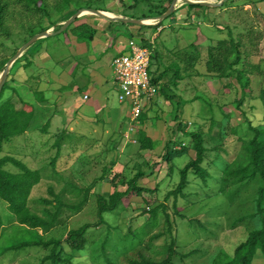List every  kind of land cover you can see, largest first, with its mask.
Returning a JSON list of instances; mask_svg holds the SVG:
<instances>
[{
	"label": "rangeland",
	"instance_id": "obj_1",
	"mask_svg": "<svg viewBox=\"0 0 264 264\" xmlns=\"http://www.w3.org/2000/svg\"><path fill=\"white\" fill-rule=\"evenodd\" d=\"M58 1L60 0L47 1L51 20L56 21L54 25L46 29L52 32L59 29L65 21L61 20L55 12L54 4ZM122 1L123 4L119 0H76L80 5H91L90 8L102 6L108 10L105 12L115 15L140 17L142 14H147L149 9L147 0ZM134 2L136 6L126 8ZM182 5V2L176 3V13L171 18L164 19L161 25L155 24L152 20L142 28L121 23L110 27L108 20L84 13L74 24L88 22L93 25L97 31L92 42L94 44L86 46L84 42H76L72 36L69 39L61 37L62 35L49 36L38 46L29 50L31 66L17 67L15 70L10 68L9 85L20 91L26 101H31L44 109L38 108L35 128L22 136L12 138L8 144L4 145L2 153L14 154L32 168L42 167L53 156L52 143L55 136L65 129L66 138H64L62 155L58 162V167L62 168H60L62 175H69L78 185L89 186L93 182L95 184L90 190L91 198L82 211L71 213L64 209L60 224L46 232L37 230L44 241L51 238L64 240L70 229L78 228L83 223H94L97 219L96 195L100 193L106 196L115 188L124 189L122 185L115 187L110 172H103V168L109 167L113 172L119 173L123 165L127 164V167H131L139 161L135 167L146 171V175L137 183L150 188L151 191L143 193L144 198L134 194L125 197L124 204L127 207L125 210L120 208L112 213H105L104 217L109 224H118L120 233H127L129 228L135 229V231L138 230L135 235L138 233L137 236L140 235L142 239H146L149 234L142 226L148 220L152 202L164 201L167 206L165 211L175 222L172 234L177 238V251L186 253L196 249L194 254L182 260L178 256L174 257L175 264H213L221 252L231 254L237 243L245 238L250 230L260 226L257 212L259 209L264 210V207H256L260 181L249 180L221 193L219 180L225 163L233 159L240 150L239 137L249 136L244 118L249 119L254 126L263 127L259 93L264 87V2L233 0L226 7L192 9ZM13 17L14 19L8 23L10 35L0 34V63L11 55L15 46L26 36L28 22L39 21L38 24L41 23L43 26L49 23L45 17H24L19 14V11ZM109 28L111 29L108 30ZM142 33H146L148 38L153 37L160 55L159 58L151 60V69L155 70L157 66L163 69L165 66L177 65L180 76L176 79L175 86L170 83L171 72L161 79L156 95L149 102L151 106L148 105L145 111V121L137 124L133 132H129L127 138L133 137V134H137V131L143 128L155 140L154 148L143 150L138 157L137 145L126 142L125 137L113 147L117 136L121 134L117 133V130L112 138L106 141L101 138L102 129L109 126L108 113L111 110L120 111L123 118L116 119L111 126H120L124 129L130 125L129 119L125 118L129 107L125 103L118 102L117 90L114 86L112 87L111 82L106 106L92 109L87 104L78 106V103L80 97L83 99L84 94L80 90V84L87 81V77L82 76L81 73L87 74L88 69L97 64V60H109L118 51L117 45L126 43L130 38L139 42ZM230 36L239 42L241 57L245 59L242 68L248 83L244 89L239 85L236 74L218 76L217 66L214 68L211 63L207 64L209 49L213 51L212 56L224 52L228 46L227 42L224 46H218L217 42L221 39L227 41ZM86 47L93 49L94 56L85 53ZM217 59L222 60V56L219 54ZM212 60L215 59L212 58ZM188 61L193 62V65L185 68V62ZM98 66L104 75L109 73V69L105 73L103 64L99 63ZM74 67L75 71H73ZM34 91L42 93L46 102H38L34 97ZM5 93L8 95L10 92ZM164 93L173 96L168 99ZM241 97L243 100L239 104L238 100ZM179 101L180 105L177 107ZM177 108H179L180 118L187 122L186 131L195 129L203 134L207 151L202 165L208 171V177L203 182L189 172L187 176L189 182L183 190L185 195L176 201L175 209L173 200L171 198L164 200V195L179 179L178 168L182 167L194 154L190 149L174 156L172 160L174 174L170 178L166 177V181L162 182L168 171L167 162L162 158L165 153L164 145L168 139L175 140L180 136V132L174 136L169 132V129L176 125L173 117ZM49 114L51 115L50 124L47 131L43 133L38 127L43 125ZM86 116H88L87 119ZM78 136L80 138H77ZM182 139L187 145L189 139L184 137ZM74 142L77 143L74 144ZM216 145H219L218 148ZM178 148V144L175 143L174 149ZM73 149L77 150V153L82 152L85 157L81 160L87 162L82 164L74 158L75 154L69 155ZM112 159L117 161L111 166L109 161ZM68 161L70 163H67ZM158 182L157 190H153ZM62 184V180L57 182L42 179L30 192L31 208L42 207L37 201L39 197L51 199L47 190L49 185L58 192ZM69 199L66 198V200ZM143 199L148 203L143 202ZM176 211L196 219V224L192 226L188 224L187 219H180ZM0 212L4 223L0 236V264H49V261L42 262V258L49 253V248L32 247L9 254L3 250L8 247L9 241H15L13 235L18 238L17 241H20L25 232L23 234V228L13 221L6 208V202L2 199H0ZM159 212L158 218L162 224L163 212ZM113 232L117 231H110L104 225L94 226L87 237L94 242L96 249H92L93 252L89 249L82 253L73 252L69 256L71 260L74 257L72 264H105L99 245L108 234H110L109 239L114 238ZM25 236L28 237L26 234ZM164 239L168 241L167 236L153 240L152 249L145 248L144 244L139 245L128 251L126 257L137 258V253L140 252L154 260L161 259L165 257L160 246L165 242ZM66 251L69 252L68 247ZM106 253L113 258L117 256L115 249L108 248ZM124 257L125 254L118 256L119 264H126L127 260ZM252 264H264L263 256L256 254Z\"/></svg>",
	"mask_w": 264,
	"mask_h": 264
},
{
	"label": "trees",
	"instance_id": "obj_2",
	"mask_svg": "<svg viewBox=\"0 0 264 264\" xmlns=\"http://www.w3.org/2000/svg\"><path fill=\"white\" fill-rule=\"evenodd\" d=\"M48 0H0V34L5 36L10 35L8 30V23L14 19V14L19 11V14L24 17L39 18L45 17L49 20L47 26H43L41 23L28 22L27 34L21 40V43L15 46L12 50L11 55L5 58L0 63V72L3 70L4 64L6 61L16 52V49L25 43L30 37L34 34L46 30L49 26L56 23L55 20H51V15L48 7ZM122 4L123 1L119 0ZM167 3H164V2ZM233 0H225L220 7H226ZM263 1L264 0H257ZM171 0H147L149 9L147 14H142L140 17H153L162 14L168 8ZM136 2L132 5L127 6L126 8L134 7ZM184 7L188 9L192 8H207L205 6L199 5H188L184 4ZM55 12L59 15L61 20L68 19L75 11L80 8H90L91 5L87 4L86 6L80 5L76 0H60L54 4ZM219 7V6H218ZM95 9L108 11L102 6H96ZM221 9V8H220ZM176 13V9L168 15L166 18H171ZM123 15H125L123 13ZM130 18H140L133 15H125ZM79 18V17H78ZM78 18L75 19L71 24H69L63 31L55 36L62 35L66 39L69 37H74L76 42H84L87 45L92 42L96 35V28L88 22H82L79 24H74L78 21ZM164 18V19H166ZM163 19V20H164ZM159 22V25L163 22ZM121 23L123 25H135L130 23H123L120 21H109L108 25L113 27L115 24ZM138 28H142L145 25H135ZM109 28L108 30H110ZM47 38H40L31 44L24 53L18 57L11 66V70H15L17 67H28L32 65L29 52L30 49L38 46L43 40ZM131 39V38H130ZM142 45L149 46L152 48V53L150 55V64L149 72L151 75V80L155 84H159L161 79L168 73L171 72L170 83L176 85V79H179V71L177 65L165 66L163 69L159 66L155 70L151 69V60L159 58V52L155 45V42L150 43L148 37L145 33L140 35V41ZM228 44L224 52L217 53V56H212L213 51L209 49V54L207 56V64H212V67L217 66L218 76H230L236 74V79L239 82V85L244 89L248 83V79L244 75L243 65L244 58L241 57L239 51V42L230 36L229 40L221 39L219 40L218 46H224ZM126 45V43H125ZM153 45V46H152ZM125 47V46H124ZM213 49V47H210ZM121 50L116 55L122 53ZM188 52V51H187ZM219 54L222 56V60H218L217 57ZM115 55V56H116ZM229 55V56H228ZM188 56V55H187ZM231 60H228V58ZM212 58L215 60L213 61ZM158 61V60H157ZM192 61V59L190 60ZM185 62V68L193 65V62ZM216 65H214V64ZM191 68V67H190ZM75 67L73 71H75ZM13 74V72H12ZM11 74L9 73L6 81L4 82L0 90V199L6 202V208L9 211V215L12 217L13 221L21 226L23 229L22 233L25 236L20 241H17L18 238L13 235L15 241H9V245L6 249L7 253L19 252L20 250L32 248V247H43L49 248V253L42 258V262L49 261V264H72L74 257H69L73 252H84L89 249L93 252L92 249H96L94 242L89 240L87 235L94 226H103L110 231H117L114 233V238L106 236L103 241L100 242V250L102 254V259L105 264H119L118 256L125 254V259L127 260L126 264H175L173 258L178 256L180 260L189 257L194 254L196 249L188 251L186 253H180L177 250V238L172 234L173 225L175 222L171 219L170 215L165 211L164 201L152 202V208L149 210V217L147 218L145 224L142 226L146 229V232L149 234L148 237L142 239L137 236L138 231L135 229H128L127 233H120L118 224L111 225L105 219L104 214L108 212H114L120 210V208H127L124 204V198L132 194L137 196H142L145 192H150V188L141 186L137 181L146 175V171L142 170L140 167H135L140 162H135V166L127 167L123 165V171L119 173L113 172L109 167L103 168V172H110L111 180L115 187L118 185L124 186V189L115 188L114 191L108 193L106 196L98 193L96 195V215L97 219L94 223H83L78 228L70 229L64 240L59 239H48L44 241L40 235L37 233V230H42L44 232L50 230L56 225L60 224L61 216L64 213V209H67L68 212L76 213L80 212L87 206L91 198V187L94 186V182L89 186H82L75 183L70 176L62 175L61 167L59 166V158L62 155V146L64 135L66 133L65 129H62L55 136V140L52 143L54 148V153L51 160L44 166L38 168L30 167L24 160L15 156L14 154L2 153L5 144H8L12 138L17 136H22L27 132H30L35 128L34 123L37 119V112L40 108L36 104L31 103V101H26L20 91L11 87L9 85V78ZM231 85L229 84V89ZM161 88L159 87V90ZM9 91L8 95H5ZM34 97L40 103H45L46 99L43 97V94L34 91ZM164 95L171 99L173 95L164 93ZM259 98L262 104V125L263 127H257L251 124V121L244 118L247 122L248 137H239L241 141L240 150L237 152L236 156L233 159H230L225 163L224 167L221 170L220 180H219V192H224L228 188H231L234 185L241 184L243 182L257 179L260 181V186L257 190V199L256 207H264V87L260 90ZM243 100L241 97L238 100L240 104ZM180 105L177 103V107ZM37 106V107H36ZM148 106V105H147ZM142 110L139 116V123L145 121V111ZM39 108V109H38ZM177 108L174 114V122H176L175 127L170 128L169 132L171 135H175L177 132H180V136L177 139H168L164 145L165 153L162 155L163 160L167 162L168 171L162 182L165 178H170L174 174V167L172 160L174 156L180 155L181 153L187 152L190 149L193 150V157L190 158L182 167L178 168L179 179L176 181L172 189H168L164 195V200L171 198L173 200V208L176 209V201L184 197V189L188 184V173L191 172L195 176L199 177L203 182L208 177V171L203 167V161L205 159L207 148L204 146V137L200 130H188L186 131L187 122L183 121L178 115ZM47 117V120L43 125L39 126L38 129L45 133L47 127L50 124V117ZM129 119L128 115L125 117ZM130 123V122H129ZM137 124H134V129ZM120 136H117L114 145L119 142ZM134 142L137 145L136 153L138 157L143 150L153 149L154 139L147 134V131L143 128L137 131V134L133 135ZM186 138L188 144L186 145L182 138ZM77 138H80L78 136ZM76 140V139H75ZM137 142V143H136ZM77 142H74V144ZM156 143V142H155ZM175 143L178 144V149H174ZM221 144V143H220ZM219 145H216L218 148ZM69 155L75 154L77 161L82 164L87 161H82L81 159L85 157L82 152L77 153V150H71ZM76 152V153H75ZM79 156V157H78ZM142 159V158H140ZM116 159L109 161V164L112 166L116 163ZM67 163H70L69 161ZM65 166V164H64ZM110 166V167H111ZM63 167V166H62ZM61 168V169H60ZM49 170V172H47ZM42 179L54 180V181H63L61 189L58 192L53 190V187L49 185L47 187L48 193L51 196L50 198L39 197L38 203L42 205L41 208H31L29 204L30 192L32 188L37 185ZM169 180V179H168ZM167 180V181H168ZM166 181V180H165ZM161 183V182H160ZM167 183V182H166ZM159 182L155 185L153 190H157ZM68 196V197H66ZM70 198L66 200V198ZM156 200V199H155ZM147 200L143 199V202ZM151 204V203H150ZM159 211L163 213V223L161 224L158 218ZM260 219V226L250 230L245 238H243L237 245L234 247L231 254H226L221 252L220 256H217L213 264H252L253 259L256 254H261L264 258V210L259 209L257 212ZM176 215L180 219H187L188 224L195 225L197 220L191 219L187 215H183L181 212L176 211ZM160 223V224H159ZM3 215L0 212V236L3 228ZM158 227V228H157ZM155 228L157 230L155 231ZM155 231V232H154ZM132 232L134 234H132ZM29 233V234H27ZM131 233V234H129ZM30 235V237H29ZM167 236L168 241L160 245L163 250L165 257L161 259L154 260L149 258L142 253H137V258L126 257L128 251L139 247V245H146L145 248H153V240L158 239L159 237ZM114 245V246H112ZM67 247L69 252L66 251ZM108 248L115 249L117 256L110 257L106 251ZM90 251V252H91ZM68 255V256H67Z\"/></svg>",
	"mask_w": 264,
	"mask_h": 264
},
{
	"label": "built area",
	"instance_id": "obj_3",
	"mask_svg": "<svg viewBox=\"0 0 264 264\" xmlns=\"http://www.w3.org/2000/svg\"><path fill=\"white\" fill-rule=\"evenodd\" d=\"M153 44V37L148 38ZM153 46V45H152ZM152 48L129 39L124 51L113 57L112 69L117 88V100L129 107V130L139 124L142 110L156 95L158 85L152 82L149 72ZM86 99L87 95H83Z\"/></svg>",
	"mask_w": 264,
	"mask_h": 264
},
{
	"label": "crops",
	"instance_id": "obj_4",
	"mask_svg": "<svg viewBox=\"0 0 264 264\" xmlns=\"http://www.w3.org/2000/svg\"><path fill=\"white\" fill-rule=\"evenodd\" d=\"M145 35L147 36L146 33H145ZM92 42H93V40H92ZM92 42L90 44H94ZM86 46H87V44H86ZM117 46H118V51L116 52V54L118 52H120L121 50H123L125 43L119 44ZM91 47L89 49H88V47H86L87 49H86L85 53L86 54H92V56H94V53H92L93 49ZM116 54H113V56H111V58L109 60H107L108 63L105 60H97V62H96L97 64H95L94 66H91V68H89V69L87 68L89 70V72L87 74L86 73L83 74V72L81 73L82 76L84 75L85 77H87V81H84L85 82L84 84L83 83L80 84L81 85L80 90L84 92L83 95H87V98L81 99V97H80V102L78 103L79 104L78 106L82 107L83 105L87 104L88 106H91L92 109H96V108L99 109L100 107L107 105V101H108L107 93L109 92V90L111 88L110 82L112 84V87L114 86L115 90H117L116 82H115V78H114V74H113V69H112V60ZM95 61H94V63H95ZM98 61H100V62H98ZM99 63L103 64V67L105 69L104 70L105 73L107 72V69H109V73L104 75V72L99 69V66H98ZM149 106H151V105H149ZM126 114L128 115V113H126ZM121 116H122V113L120 111H117V110L109 111V113H108L109 126L107 128L102 129L101 138H103V140L106 141V140L112 138V135L114 134L115 130H117L118 131L117 133H121L120 135L122 137V138L120 137L118 140L122 141V139H124L123 137H125V140L127 139L126 142H130L132 144H135L134 137L127 138L129 136V132L134 131V130H132V131L129 130L130 125L128 126V128L126 127L124 129H122L120 126L119 127L118 126H111L112 123L116 122V119H123V118H121ZM85 118L87 119L88 116H86Z\"/></svg>",
	"mask_w": 264,
	"mask_h": 264
},
{
	"label": "water",
	"instance_id": "obj_5",
	"mask_svg": "<svg viewBox=\"0 0 264 264\" xmlns=\"http://www.w3.org/2000/svg\"><path fill=\"white\" fill-rule=\"evenodd\" d=\"M225 0H219L217 2H213L211 0H171L168 8L166 11H164L162 14L158 16H153V17H144V18H130L127 16H122V15H115L112 14V16L107 15L108 12L95 9V8H80L77 11H75L68 19H66L59 29L56 31H49V30H43L40 31L36 34H34L32 37H30L25 43H23L17 50L16 52L6 61L3 70L0 72V90L7 78V75L9 73V70L14 63V61L20 57L24 51L31 45L33 44L36 40L44 37H49L53 36L55 34L60 33L63 31L69 24H71L75 19L83 15L84 13H90L93 15H96L98 17L104 18L108 21H120L123 23H130V24H135V25H147L148 23L151 22H146V20H154L155 24L161 22L164 18H166L168 15H170L175 9H176V3L182 2L184 4L188 5H199V6H205V7H217L220 6Z\"/></svg>",
	"mask_w": 264,
	"mask_h": 264
},
{
	"label": "bare ground",
	"instance_id": "obj_6",
	"mask_svg": "<svg viewBox=\"0 0 264 264\" xmlns=\"http://www.w3.org/2000/svg\"><path fill=\"white\" fill-rule=\"evenodd\" d=\"M107 15H110V16H112V14L111 13H107ZM151 20H146V22H150Z\"/></svg>",
	"mask_w": 264,
	"mask_h": 264
}]
</instances>
